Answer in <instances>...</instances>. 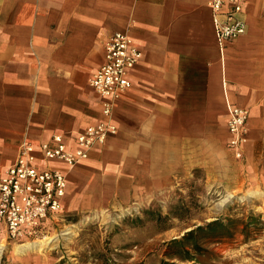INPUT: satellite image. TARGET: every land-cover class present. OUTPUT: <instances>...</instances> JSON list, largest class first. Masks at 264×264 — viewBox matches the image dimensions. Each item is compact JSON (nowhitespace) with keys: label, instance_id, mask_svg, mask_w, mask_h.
Segmentation results:
<instances>
[{"label":"crops","instance_id":"0c3cea01","mask_svg":"<svg viewBox=\"0 0 264 264\" xmlns=\"http://www.w3.org/2000/svg\"><path fill=\"white\" fill-rule=\"evenodd\" d=\"M242 2L247 31L223 49L207 0H0V178L22 144L61 135L74 148L102 120L89 83L116 33L143 59L114 108L117 133L72 170L50 164L67 174L65 217L149 204L232 155L231 105L250 112L245 158H264V0Z\"/></svg>","mask_w":264,"mask_h":264},{"label":"rangeland","instance_id":"374dc122","mask_svg":"<svg viewBox=\"0 0 264 264\" xmlns=\"http://www.w3.org/2000/svg\"><path fill=\"white\" fill-rule=\"evenodd\" d=\"M51 238L25 254L3 238L0 264H264V158L227 153L149 204L59 219Z\"/></svg>","mask_w":264,"mask_h":264},{"label":"built area","instance_id":"2783aa9c","mask_svg":"<svg viewBox=\"0 0 264 264\" xmlns=\"http://www.w3.org/2000/svg\"><path fill=\"white\" fill-rule=\"evenodd\" d=\"M221 48L242 37L247 26L242 0H207ZM143 59V52L128 33H116L105 43V63L90 79V87L101 97L102 120L77 135L74 148L63 136L54 135L38 148L30 142L19 148L16 162L0 178V235L25 244L49 236L59 219L65 218L67 174L53 167L61 162L69 170L87 161L92 151L117 133L113 123L116 104L132 89L130 72ZM228 149L238 161L245 159L250 112L229 106Z\"/></svg>","mask_w":264,"mask_h":264},{"label":"bare ground","instance_id":"6f19581e","mask_svg":"<svg viewBox=\"0 0 264 264\" xmlns=\"http://www.w3.org/2000/svg\"><path fill=\"white\" fill-rule=\"evenodd\" d=\"M51 239L48 241H46V240H42L41 242L37 241V242H34V244H33V242H27L25 245L17 246L16 252L17 253H22V252L25 253V251L40 252V251H43L45 249L51 250L53 248V246H51V244L55 240V239H52V240ZM54 246H55V244H54ZM5 248H6L5 245L0 244V258L2 257Z\"/></svg>","mask_w":264,"mask_h":264}]
</instances>
